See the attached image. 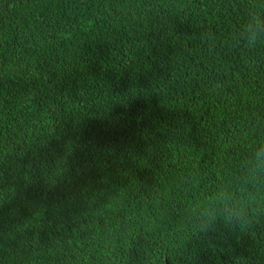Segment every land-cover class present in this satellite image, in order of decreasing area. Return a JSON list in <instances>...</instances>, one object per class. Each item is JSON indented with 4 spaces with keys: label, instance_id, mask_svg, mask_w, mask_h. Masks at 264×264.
Instances as JSON below:
<instances>
[{
    "label": "trees",
    "instance_id": "16d2710c",
    "mask_svg": "<svg viewBox=\"0 0 264 264\" xmlns=\"http://www.w3.org/2000/svg\"><path fill=\"white\" fill-rule=\"evenodd\" d=\"M264 0H0V264H264V223L186 211L264 142Z\"/></svg>",
    "mask_w": 264,
    "mask_h": 264
},
{
    "label": "clouds",
    "instance_id": "9594fccd",
    "mask_svg": "<svg viewBox=\"0 0 264 264\" xmlns=\"http://www.w3.org/2000/svg\"><path fill=\"white\" fill-rule=\"evenodd\" d=\"M231 40L248 49L264 45V5L253 6ZM264 223V142L256 145L235 173L219 171L218 181L186 211L185 228L211 240L222 224L230 231L252 232Z\"/></svg>",
    "mask_w": 264,
    "mask_h": 264
}]
</instances>
